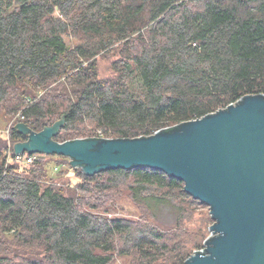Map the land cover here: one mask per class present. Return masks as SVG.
I'll return each mask as SVG.
<instances>
[{"label":"trees","instance_id":"1","mask_svg":"<svg viewBox=\"0 0 264 264\" xmlns=\"http://www.w3.org/2000/svg\"><path fill=\"white\" fill-rule=\"evenodd\" d=\"M99 58L109 59L107 75ZM264 95V0H0V112L33 131L64 116L56 141L171 130ZM0 139V264H184L199 202L159 169L75 171L13 159ZM68 160L64 156H59ZM126 191L141 210L111 216ZM167 209L174 224L164 227Z\"/></svg>","mask_w":264,"mask_h":264},{"label":"water","instance_id":"2","mask_svg":"<svg viewBox=\"0 0 264 264\" xmlns=\"http://www.w3.org/2000/svg\"><path fill=\"white\" fill-rule=\"evenodd\" d=\"M63 123L61 116L40 131L16 123L26 139L14 144L13 154L64 156L87 175L159 169L207 205L213 220L204 248L184 264H264L263 94H246L224 109L148 136L56 141Z\"/></svg>","mask_w":264,"mask_h":264},{"label":"rangeland","instance_id":"3","mask_svg":"<svg viewBox=\"0 0 264 264\" xmlns=\"http://www.w3.org/2000/svg\"><path fill=\"white\" fill-rule=\"evenodd\" d=\"M109 59L99 58V66L101 74L107 75L110 71L108 69ZM18 123L17 115H6L4 112H0V139L7 141L8 145L13 142L10 138V129ZM19 142V141H18ZM17 143V142H16ZM14 146V145H13ZM48 174L57 183L63 184L64 187L69 186L73 188L77 181H80L78 174L70 168L69 161L59 156H46ZM22 163V162H20ZM24 164V163H23ZM198 201V200H197ZM194 211L191 215L184 220L183 228L187 230L193 236V241L189 243L192 245L194 242L201 243L199 247H193L190 254L194 251L204 248V241L210 235V226L213 220L210 217V209L207 205L201 202H195L193 204ZM140 208L128 196L127 192H122L116 199V205L112 209L111 216H119L130 219H137L141 216ZM172 214H169L167 209L164 210V214L159 215V222L164 227H170L174 224ZM128 259L126 257H116L112 264H127Z\"/></svg>","mask_w":264,"mask_h":264},{"label":"built area","instance_id":"4","mask_svg":"<svg viewBox=\"0 0 264 264\" xmlns=\"http://www.w3.org/2000/svg\"><path fill=\"white\" fill-rule=\"evenodd\" d=\"M13 155H14L13 156V159L15 161L22 162L24 164H31L36 159V155L34 153L33 154H27L25 152V153H22V154H13Z\"/></svg>","mask_w":264,"mask_h":264}]
</instances>
